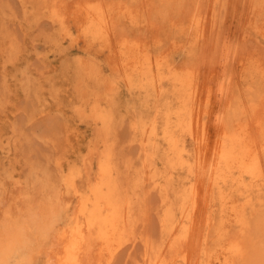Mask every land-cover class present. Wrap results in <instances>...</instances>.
<instances>
[{"label": "bare ground", "instance_id": "1", "mask_svg": "<svg viewBox=\"0 0 264 264\" xmlns=\"http://www.w3.org/2000/svg\"><path fill=\"white\" fill-rule=\"evenodd\" d=\"M19 2L52 26L42 58L67 64L57 108L82 145L50 201L0 197L4 264H112L146 185L160 238L134 264H264V0ZM124 116L129 181L111 140Z\"/></svg>", "mask_w": 264, "mask_h": 264}, {"label": "rangeland", "instance_id": "2", "mask_svg": "<svg viewBox=\"0 0 264 264\" xmlns=\"http://www.w3.org/2000/svg\"><path fill=\"white\" fill-rule=\"evenodd\" d=\"M52 32L50 22L44 17L27 18L19 0H0V197L3 202L17 193L29 201H50L61 188L64 172L59 171V166L65 170L67 163L75 159L73 150L81 144L74 134L75 125L57 108L58 101L65 106L63 109L68 104L62 76L67 64L61 59L50 64L42 58L48 51ZM119 117L113 125L115 133L112 129L111 140H114L115 160L129 181V171L138 168L139 146L128 117ZM145 187L136 200L135 238L125 242L112 264L139 262L145 242L154 243L160 238L157 214L160 196L158 191L150 187L147 191Z\"/></svg>", "mask_w": 264, "mask_h": 264}, {"label": "clouds", "instance_id": "3", "mask_svg": "<svg viewBox=\"0 0 264 264\" xmlns=\"http://www.w3.org/2000/svg\"><path fill=\"white\" fill-rule=\"evenodd\" d=\"M14 257L13 264H29L27 252L18 251ZM0 264H4L3 259H0Z\"/></svg>", "mask_w": 264, "mask_h": 264}]
</instances>
